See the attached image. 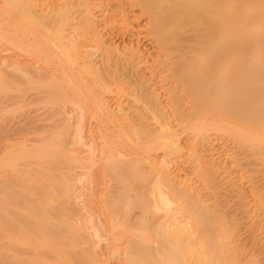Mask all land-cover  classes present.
<instances>
[{"label":"bare ground","instance_id":"obj_1","mask_svg":"<svg viewBox=\"0 0 264 264\" xmlns=\"http://www.w3.org/2000/svg\"><path fill=\"white\" fill-rule=\"evenodd\" d=\"M0 264H264V0H0Z\"/></svg>","mask_w":264,"mask_h":264},{"label":"rangeland","instance_id":"obj_2","mask_svg":"<svg viewBox=\"0 0 264 264\" xmlns=\"http://www.w3.org/2000/svg\"><path fill=\"white\" fill-rule=\"evenodd\" d=\"M41 104H42V103H41ZM38 105H39V104H38ZM38 105H37V106H38ZM34 106H35V105H34ZM39 106H40V107H39ZM39 106H38V107H39L40 111H41V110L44 111V110H46V109H47V111H48L47 104L44 105V103H43L42 105H39ZM45 106H46L47 108H46ZM48 106L50 107V105H48ZM35 107H36V106H35ZM35 107H34V108H35ZM29 108H33V106H32V107L30 106ZM29 108H28V107H27V108L25 107V108H23V110L25 109L24 111H27V110L29 111ZM26 109H27V110H26ZM39 109H38L37 113L40 112ZM43 109H44V110H43ZM51 110H52V108L50 107L49 111L52 112ZM21 111H22V110H21ZM24 111H22V112H24ZM30 111H31V109H30ZM49 111H48V112L44 111V112H45V113H49ZM37 113H36V114H37ZM46 117H47V115H46ZM103 186H104V185H103V183H102V184L100 185V187L102 188Z\"/></svg>","mask_w":264,"mask_h":264}]
</instances>
